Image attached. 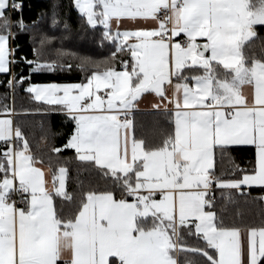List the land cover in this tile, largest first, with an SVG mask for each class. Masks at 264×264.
<instances>
[{
    "label": "snow or ice",
    "instance_id": "6c2138e0",
    "mask_svg": "<svg viewBox=\"0 0 264 264\" xmlns=\"http://www.w3.org/2000/svg\"><path fill=\"white\" fill-rule=\"evenodd\" d=\"M72 4L93 42L109 49L102 59L61 49L51 58L57 37L42 30L34 58L17 56V38L39 17L26 22L23 0H0L7 87L23 88L37 103L25 114L62 112L73 123L51 155L35 154L14 127L20 113L0 108V264H264V225L240 226L225 215L237 203L230 190L264 201L248 191L264 187V37L257 31L264 0ZM51 25H59L55 12ZM63 27L70 30L66 21ZM20 65L28 76L13 70ZM74 68L84 74L79 82H31L32 73ZM146 95L169 124L160 142L137 135ZM48 135L57 133L49 128L42 139ZM240 145L254 146V166L218 170L217 161ZM65 150L103 186L77 179L67 191Z\"/></svg>",
    "mask_w": 264,
    "mask_h": 264
},
{
    "label": "trees",
    "instance_id": "16d2710c",
    "mask_svg": "<svg viewBox=\"0 0 264 264\" xmlns=\"http://www.w3.org/2000/svg\"><path fill=\"white\" fill-rule=\"evenodd\" d=\"M56 13V18L59 21L57 27H52L51 18L53 13ZM23 17L26 22L38 20V27L32 29L31 32L21 34L17 38L20 50L16 53L17 56H27V59H33L32 48L39 46V39L41 30L50 36H55L57 39L52 41L51 51L47 54L51 58H57L56 49H61L67 52L76 53L78 55H89L94 60H100L108 55L109 49L102 48L98 43L93 42V32L86 26H81V19L72 4V0H23ZM67 22L70 30H65L63 25ZM100 27V26H98ZM257 31L261 37H264V26H257ZM95 35H98L96 33ZM32 37L35 40L33 43ZM61 36H66L67 39H59ZM261 41L256 40L252 45L257 57L261 55ZM62 59L69 63H75L70 56H65ZM24 76H28V66L20 65L14 68V71H20ZM84 74L79 69L69 72L57 73H32L31 82L42 84L49 82H79ZM8 76L0 74V108L4 105L14 107L19 116L14 117V127L19 124L28 136L32 151L35 154L51 155L50 147L63 145L68 134L73 128V123L66 118L62 112L50 111L48 113H36L31 111L25 114L24 110H34L38 105L33 102L23 88H17L14 91L7 87ZM26 87V86H25ZM137 135L144 136L153 142H160L162 140V133L169 128L166 119L161 115H156L153 111H145L137 114ZM43 124V130L41 129ZM57 133L55 137L48 135L47 140L42 139L47 133L48 129ZM74 155L73 150H65L61 154V162L68 159L71 162L67 165L68 177L66 179V189L73 192L77 187V179L84 181L86 184H99L103 186V181L94 174L84 171V165L79 164L72 159ZM234 158L233 159H230ZM230 157H225L223 161H217V168L223 169L225 172H230L234 165H238L241 169H251L255 161L254 146H234L231 148ZM55 164V159L53 160ZM78 169L80 171L78 172ZM252 197H257L264 194V189L253 188L248 189ZM237 200L236 204H229L227 206L226 216L230 217L227 221L231 223L235 221L240 226H255L264 225V201L253 200L251 197H242L235 190L231 191ZM218 203H222L220 198V190L216 191ZM59 201L57 200V203ZM67 204V202H65ZM239 212V216H237ZM190 242H195V238H190Z\"/></svg>",
    "mask_w": 264,
    "mask_h": 264
},
{
    "label": "crops",
    "instance_id": "0c3cea01",
    "mask_svg": "<svg viewBox=\"0 0 264 264\" xmlns=\"http://www.w3.org/2000/svg\"><path fill=\"white\" fill-rule=\"evenodd\" d=\"M151 102H153V97L150 95H146L145 99H143L139 105L141 112L153 111L151 109ZM240 146H251V145H240ZM232 147H234V146H232ZM253 188L264 189V187H262V186H251L249 189H253ZM230 191H232V190H230Z\"/></svg>",
    "mask_w": 264,
    "mask_h": 264
}]
</instances>
